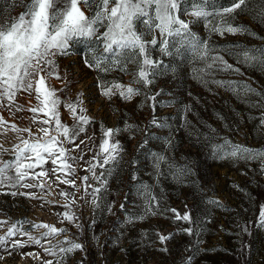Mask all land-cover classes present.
I'll list each match as a JSON object with an SVG mask.
<instances>
[{"label": "rangeland", "instance_id": "rangeland-1", "mask_svg": "<svg viewBox=\"0 0 264 264\" xmlns=\"http://www.w3.org/2000/svg\"><path fill=\"white\" fill-rule=\"evenodd\" d=\"M224 3L227 5L228 0ZM261 6L262 0H250L247 9L238 10L235 19L229 20L233 25L246 26L247 33L220 35L210 32L203 21L191 25L192 31L216 50L213 55H222L233 68L239 69L213 68L206 80L246 83L264 93V65L247 64L231 54L242 53L245 48L264 47V17L258 15ZM81 7L86 15L93 14L94 9ZM23 11L18 0H0V20L15 18ZM88 46L81 39L79 43L73 42L68 55L55 57L54 70L59 79L48 76L50 69L42 73L46 76V86L55 89L62 101L58 110L63 124L72 128L75 123L66 104H76L77 115H86L92 121L73 143L65 140L63 144L71 157L68 163L75 171L53 172L54 168H62L61 162L53 165L51 159H46L42 166L28 170L32 175L20 184L12 179L0 185V221H6L0 225V237H6L13 225L19 229L16 235L0 243V264H46L49 260L56 264L57 257L45 248L67 246L65 238L81 243L84 250L67 254L63 264H81V261L83 264H186L189 257L191 264H264V226L259 222L264 206V169L259 161L214 158L211 147L227 137L234 143L264 148V127H258L264 108H254L250 103L259 97L242 91L237 95L227 87L201 82L193 69L203 68L204 64L194 61L187 49H181L179 55L153 53L154 59L163 61L164 74L154 84L142 88L139 95L125 100L117 94L109 99L101 94L98 81L117 80L128 85L135 65H128L127 74L118 69L100 73L84 62ZM36 95L34 90L31 93L20 90L12 101L0 98V164L15 160L16 146L22 147V140L32 142L42 137V127H47L51 135H60L54 121L42 124L48 118L45 112L29 111L40 106ZM150 96L156 97L155 111L153 101L147 98ZM170 100L173 103H164ZM81 108L85 111L80 112ZM170 111H176L179 120ZM153 117L167 120L170 127H155L151 123ZM101 125L105 129H120L111 142L119 141L122 152L107 177V189L97 194L100 206L96 207L92 203V188L99 187V182L86 169L90 162H95L93 157L99 151L103 139ZM164 133L158 138V134ZM165 137H170L172 147L165 144ZM157 152H163L177 166L190 171L175 179L167 166L162 165L163 175L157 176L151 155ZM42 171L48 175L34 178L35 173ZM95 171L99 175L104 169L97 167ZM7 175L14 177L15 169L8 170ZM84 176L89 177L86 182L82 180ZM65 179L74 180L75 186L63 183ZM24 184L43 187H24ZM142 185L149 186L156 196L157 214L129 223V217L144 213ZM209 199L218 200L222 206L208 203ZM168 209H176L181 216L190 212L193 223L175 220L174 213ZM65 212L74 214V219L67 220ZM34 224L66 231L44 238L41 234L47 229L33 227ZM189 227L194 229L193 235L180 231ZM169 233L172 238L162 244L159 235ZM29 237L39 239L40 244L33 243ZM14 241L24 246H14Z\"/></svg>", "mask_w": 264, "mask_h": 264}, {"label": "snow or ice", "instance_id": "snow-or-ice-1", "mask_svg": "<svg viewBox=\"0 0 264 264\" xmlns=\"http://www.w3.org/2000/svg\"><path fill=\"white\" fill-rule=\"evenodd\" d=\"M18 2L23 6L24 11L15 18L0 20V98L12 101L18 91L24 90L31 93L34 90L37 94L36 99L40 101V106L31 108L29 111L32 113L45 112L48 118L44 119L42 124L49 125L54 121L55 128L60 135H51L47 127H42L40 129V132L43 133L42 137H38L32 142L22 140L23 146H16L15 160L0 164V185L5 180L12 179H15L16 184H20L26 177L32 175L28 170L42 166L46 163V159H51L53 165L58 161L61 162L62 168H54L53 172L67 170L69 173H74L75 169L68 163V159L71 158L68 155L69 150L64 148L63 144L65 140L68 143H73L82 132H85L84 126L92 121L86 115H77L76 104H66L65 107L72 113L75 123L72 128L63 124L58 110L62 101L56 96L55 89L46 86V76L42 73L45 69H50L48 76L59 79V74L54 70L57 67L55 57L68 55L73 42L79 43L81 39L89 45L86 50L87 58L84 61L89 68H94L100 73H109L118 69L127 74L128 65H135L132 81L128 85L117 80L101 79L98 81L101 94L109 99L118 94L122 99L130 100L133 96L139 95L142 88L154 84L156 79L164 74L161 67L163 61L154 59V52H158L160 55H179L181 49H187L194 61L204 64L203 68L193 69L197 79L203 83L211 82L221 87H227L237 95L241 91L245 95H255L259 97V100L250 101L251 106L264 108V93L253 89L249 84L205 79V76L213 68H219L222 71H239V69L233 68V65L229 64L222 55L218 53L213 55L216 50L206 40H201L191 27L194 23L203 21L204 26L212 33L220 35H224L226 32L230 34L247 33L246 26L233 25L229 23V20L235 19V13L238 10L247 9L250 0H228L227 5L224 0H27V2L18 0ZM81 6L90 11L94 9L93 14L86 15ZM258 15L264 17V0H262ZM181 17H190V19ZM100 29L104 30L101 32ZM231 54L239 56L244 63L264 65V47L245 48L242 53ZM133 85H137V87H133ZM147 98L153 101L152 107L155 111L156 97ZM164 103L171 104L173 101ZM84 111L83 108L80 109V112ZM151 123L158 128L170 127L167 120L159 121L155 117ZM258 127H264V112L260 114ZM17 130L30 131V129ZM101 131L103 139L99 151L93 157L95 162H90L86 169L92 178L99 182V187L92 188L94 197L92 203L96 207L100 206L97 203L100 199L97 194L107 189V177L112 174L113 167L122 152L119 141L111 142L112 137L120 129H105L101 125ZM215 131L212 129V133ZM163 139L168 147H172L170 137ZM221 139L222 143L211 145L214 158L259 161L261 169H264V148H252L234 143L227 137ZM82 143L84 142L81 141ZM144 143L146 144L147 140ZM79 147L80 145L77 144L76 148ZM151 155L157 176L163 175L162 165L167 166L175 179H180L190 171L184 166H177L163 152ZM97 167L104 169L99 175L95 171ZM13 168L15 176H8L7 171ZM47 175V172L42 171L35 173L34 178ZM88 179V176L82 178L85 182ZM62 182L75 186L74 180L65 179ZM23 186L43 187L42 184H24ZM87 187L91 188L92 186L88 185ZM15 194L12 193V195ZM61 195L67 196L68 194L61 193ZM141 195L144 198V213L140 216L129 217V223L137 219L142 220L148 215L157 214L155 209L159 207V204L151 188L142 185ZM207 202L218 207L222 206L218 200L209 199ZM109 211H111L110 207ZM168 211L174 213L175 220L193 223L190 212H185L181 216L176 209H168ZM63 215L69 221L74 219V214L65 212ZM259 222L261 226H264V206L261 207ZM4 223L6 221H0V225ZM33 227L47 229L41 234L44 238L66 231L64 228L58 229L47 224H34ZM18 230L13 225L9 228L6 237H0V243H3L7 237L16 235ZM180 231L188 235L194 233V229L191 227L180 229ZM22 234L26 235L27 233ZM196 234L199 235L198 230ZM171 238V233L159 235L162 244ZM29 239L35 244H40L39 239L31 237ZM64 243L67 246H60L58 249L45 248L46 252L57 257L56 264H63V259L67 254L84 250L81 243L68 238H65ZM14 246L23 247L24 244L14 241ZM162 250L167 251L166 248ZM46 264H53V261L49 260ZM186 264H191V257L187 259Z\"/></svg>", "mask_w": 264, "mask_h": 264}, {"label": "trees", "instance_id": "trees-1", "mask_svg": "<svg viewBox=\"0 0 264 264\" xmlns=\"http://www.w3.org/2000/svg\"><path fill=\"white\" fill-rule=\"evenodd\" d=\"M170 115H172L175 119H177V120H179V115L177 114V112L175 111V112H172V111H170V112H168ZM165 135V133L164 134H158V138H161V137H163Z\"/></svg>", "mask_w": 264, "mask_h": 264}]
</instances>
